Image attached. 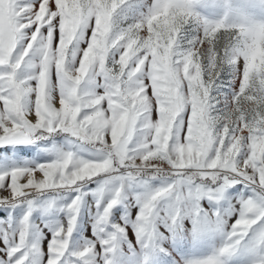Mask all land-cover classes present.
Returning a JSON list of instances; mask_svg holds the SVG:
<instances>
[{"label": "snow or ice", "instance_id": "snow-or-ice-1", "mask_svg": "<svg viewBox=\"0 0 264 264\" xmlns=\"http://www.w3.org/2000/svg\"><path fill=\"white\" fill-rule=\"evenodd\" d=\"M0 149V264H264V0H0Z\"/></svg>", "mask_w": 264, "mask_h": 264}, {"label": "rangeland", "instance_id": "rangeland-1", "mask_svg": "<svg viewBox=\"0 0 264 264\" xmlns=\"http://www.w3.org/2000/svg\"><path fill=\"white\" fill-rule=\"evenodd\" d=\"M243 3L244 0H241ZM249 13L255 15L256 10L249 9ZM0 154L3 155H12L11 152H5L3 149H0ZM20 158L31 159L34 156V152H30L28 150H24L17 154ZM232 221L230 220L228 223L230 224ZM187 229L190 231L191 223L189 221L185 222ZM90 235V231L88 233ZM130 238L134 241L135 237L132 236L131 232H129ZM184 239L181 242L173 247L170 243H166L165 247H168L172 252V257H164L163 264H173V261H178L179 264H187V262L194 258H200L207 254H209L215 247H217L220 243V239L218 236L208 237L199 242H196L192 239L191 235L185 233ZM44 249L47 250V241H44ZM232 264H246V257L239 256L232 261Z\"/></svg>", "mask_w": 264, "mask_h": 264}]
</instances>
